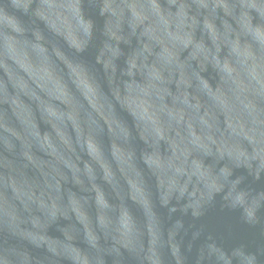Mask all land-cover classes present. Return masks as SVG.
Returning a JSON list of instances; mask_svg holds the SVG:
<instances>
[{"label": "water", "instance_id": "95a60500", "mask_svg": "<svg viewBox=\"0 0 264 264\" xmlns=\"http://www.w3.org/2000/svg\"><path fill=\"white\" fill-rule=\"evenodd\" d=\"M0 264H264V0H0Z\"/></svg>", "mask_w": 264, "mask_h": 264}]
</instances>
